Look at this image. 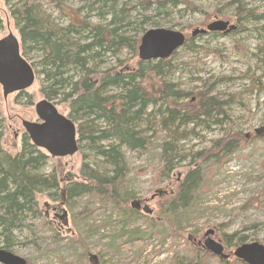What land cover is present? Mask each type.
<instances>
[{
    "label": "rangeland",
    "instance_id": "obj_1",
    "mask_svg": "<svg viewBox=\"0 0 264 264\" xmlns=\"http://www.w3.org/2000/svg\"><path fill=\"white\" fill-rule=\"evenodd\" d=\"M60 1L70 8L82 10L83 14L89 13L92 22L101 23L94 15L97 9H88L93 2L95 7L102 6L103 0ZM129 1L130 9L126 12L129 20H139L142 14H156L153 10L145 13L140 5L142 0H128V4ZM188 1L191 6L187 3L168 8L170 15L155 20H161L166 24L164 28L182 32L187 38L192 37L196 29L206 28L217 19L238 26L237 32L228 35L219 32L196 35L202 49L197 53L179 50L174 61L180 64L179 69L169 77V81L180 90L197 93L210 89L218 98L229 101L227 116H222L221 124L209 129L199 125L195 130L198 136L189 135L180 141L181 155L188 159L170 177L158 173L163 166L159 160V144L169 137L160 126H155L153 137L148 136L152 145L146 151H124L129 169L125 187L142 204L136 212L125 214L123 210L131 207V200L126 205H119L99 195L79 196L61 205L68 212V226H64L61 219L59 223H52L46 217L47 224L41 217H29L9 239L0 236V249L26 259L27 264H223L218 256L211 255L199 245L201 242L203 246L205 233L212 229V238L222 243L230 256L223 259L224 263L244 264L233 255L237 238L245 237V243L264 245V85L254 88V80L261 78L264 82V21L246 18L248 10L254 11L253 16H261L264 0ZM37 2L42 7L43 16L51 15L50 21L67 23L66 18L54 17L56 0ZM241 6L245 11L244 20L237 17ZM0 18L3 20L0 38L12 32L20 40L18 28L4 0H0ZM103 22L107 24L108 19ZM122 57H128L130 64L138 61L126 53ZM105 62L101 67L114 66L116 60L109 58ZM40 78L37 77L29 89L6 97L0 84V131L4 134L3 147L8 152L14 153L21 147L22 120L40 121L35 112V105L45 99L40 91ZM55 104L61 113L68 115L67 105L58 101ZM191 128L192 125L188 129ZM231 132L248 136L247 142L235 150L211 177L207 176L193 202L194 212L183 222L185 228L182 232L170 225L165 227L160 216L161 203L171 197L166 191L154 200L151 196L162 189L168 190L172 184L175 187L174 182H180L184 177L191 155ZM85 148H80L72 157L61 158L67 163L68 178H78L83 155L91 158L92 153ZM56 164L58 161L56 163L49 157L42 172H51ZM45 204L60 205V200H53L43 193L39 195V207L43 213ZM146 205L151 213L143 209ZM162 228L167 230L164 232ZM57 233L59 236L55 238ZM76 236L81 241L74 240ZM228 236H233L231 245L226 243ZM191 246L199 248L200 252Z\"/></svg>",
    "mask_w": 264,
    "mask_h": 264
},
{
    "label": "trees",
    "instance_id": "obj_2",
    "mask_svg": "<svg viewBox=\"0 0 264 264\" xmlns=\"http://www.w3.org/2000/svg\"><path fill=\"white\" fill-rule=\"evenodd\" d=\"M127 1L103 0L99 7L94 6L95 2L91 3L88 10L97 9L94 15L101 21L94 23L89 13L83 14L82 10L56 0L54 17L67 19L62 25L50 21L51 15L43 16L37 0H4L19 31L22 55L36 68L37 77H42V95L67 105L68 116L77 125L79 149L87 147L85 149L92 153L91 158L100 159L99 164L89 166L86 163L88 156L83 155L79 176L72 179L67 176V163L61 158L50 157L58 164L51 172L43 173L49 161L47 153L32 144L25 133L20 149L8 152L3 147L4 134L0 131V235L7 239L12 229L22 223L23 212L29 211L47 222L39 207V195L43 193L53 200H60V205H53L56 207L87 193L106 198L105 193L110 197L106 199L119 205L134 199L133 193L125 187L129 169L124 150L121 151L123 147L139 152L148 149L151 129L145 128L143 133L145 124L160 126L161 130L169 129L172 133L159 144V160L163 166L158 173L170 177L188 159L178 152L177 144L189 135L198 136L195 130L199 125L209 129L221 124L222 116H227L229 101L209 95V90L186 92L166 80L179 69L180 64L174 63L179 50L166 59L144 61L139 57L143 34L150 28L166 25L155 20L156 17L170 15L168 8L187 3L191 6V3L188 0H142L143 10H153L156 14H142L141 20L132 25L126 14L130 9V1L129 4ZM14 2L22 5L17 6ZM242 8L237 12L239 20L245 19ZM246 12V18H251L253 11ZM253 17L255 21H264V10L261 16ZM106 18L108 23L104 25ZM2 28L0 18V31ZM200 49L202 46L196 37H186L180 50L197 53ZM123 53L137 58L136 64H130L128 57L121 58ZM109 58L116 60L115 65L101 67ZM262 85L261 78L254 80V88ZM135 105L140 107L137 111ZM190 125L192 128L188 129ZM247 139L246 135L231 132L191 155L184 177L168 189L171 198L161 203L160 216L165 227L170 225L182 232L183 222L194 212L193 202L204 181ZM123 210L125 214L136 212L132 208ZM58 236L57 233L55 238ZM232 237H226L227 245L232 244ZM73 239L81 241L77 236ZM245 240V237L237 238L236 245ZM191 248L200 252L199 248ZM220 263L225 264L221 259Z\"/></svg>",
    "mask_w": 264,
    "mask_h": 264
},
{
    "label": "water",
    "instance_id": "obj_3",
    "mask_svg": "<svg viewBox=\"0 0 264 264\" xmlns=\"http://www.w3.org/2000/svg\"><path fill=\"white\" fill-rule=\"evenodd\" d=\"M235 25L229 21L215 20L207 29H196L192 36L206 34L211 31H223L225 34L235 30ZM185 43L182 32L152 28L143 35L139 48L141 60L150 61L166 59L180 49ZM36 80V73L32 65L22 56L20 41L10 32L0 39V84L5 97L14 92H21L30 88ZM35 111L40 121L23 120L22 125L31 142L38 148L46 150L53 158L72 156L78 151V139L75 123L61 114L56 106L46 99L35 105ZM161 193L157 191L156 194ZM155 194V195H156ZM153 195L152 198L155 196ZM133 208L140 207V201L131 203ZM144 210L152 211L146 205ZM64 226H68V212L63 210L60 215ZM214 230L205 233L204 248L222 259H227L224 246L211 236ZM234 256L246 264H264V245L258 242L244 243L233 252ZM1 264H27L26 259L5 249H0Z\"/></svg>",
    "mask_w": 264,
    "mask_h": 264
},
{
    "label": "bare ground",
    "instance_id": "obj_4",
    "mask_svg": "<svg viewBox=\"0 0 264 264\" xmlns=\"http://www.w3.org/2000/svg\"><path fill=\"white\" fill-rule=\"evenodd\" d=\"M17 6H21L22 4H20V3H18V2H14ZM248 11H251V10H248ZM253 11V10H252ZM144 12H146V11H144ZM254 12V11H253ZM253 15H255L254 13L251 15L250 14V17L252 16L253 17ZM249 16V15H248ZM134 20H129V22H132V25H133V22H136L137 20H138V18H133ZM139 20H141V17L139 18ZM130 27V26H129ZM238 31V27H237V29L235 30V32H237ZM234 32V33H235ZM240 32H241V30H240ZM170 77V76H169ZM169 77L168 78H166V80L167 81H169ZM209 90V95H212V96H216L217 94H215V93H211V90L210 89H208ZM220 101H223V99H220ZM140 107H139V105H135L134 106V109L137 111L138 109H139ZM147 112L148 113H150V111L149 110H147ZM155 119H156V117H155ZM158 120V119H157ZM155 125V124H154ZM144 129V131H142L143 133L146 131V129L145 128H150L151 130L148 132V136H150V138L151 137H153V135L156 133V127L155 126H153L152 124H145L144 125V127H143ZM140 132V131H139ZM142 132H140V133H142ZM165 132H167L168 133V135H172V133H171V131L169 130V129H166V131ZM152 140V139H151ZM151 140H149V142H150V144H151ZM182 141V140H181ZM152 145V144H151ZM87 148V147H86ZM125 149H127L126 147H123L122 148V151L121 152H123V150L125 151ZM177 150H178V152L179 153H181L182 151H181V149L180 148H178V144H177ZM134 151H137V150H134ZM124 153V152H123ZM86 163L89 165V166H94L95 164H99L100 163V159H98V158H90V159H87L86 160ZM86 195H94V193H87V194H84L83 196H86ZM106 198H110L108 195H106L105 193L103 194ZM78 197V196H77ZM76 198V197H75ZM135 201V198L134 199H131V203L132 202H134ZM23 214H24V217H23V221H22V223H20L19 225H24L26 222H27V219L29 218V217H31V218H33V217H36V216H34V215H32V213H30L29 211H26V212H23ZM38 218V217H37ZM17 229V226L16 227H14L13 229H12V233H11V235L9 236V238L13 235V231L14 230H16ZM0 236H2V235H0ZM8 238V239H9ZM11 244V243H10ZM6 245H7V240H6ZM239 261H241V260H239ZM241 262H243V261H241ZM244 263V262H243ZM244 264H246V263H244Z\"/></svg>",
    "mask_w": 264,
    "mask_h": 264
},
{
    "label": "flooded vegetation",
    "instance_id": "obj_5",
    "mask_svg": "<svg viewBox=\"0 0 264 264\" xmlns=\"http://www.w3.org/2000/svg\"><path fill=\"white\" fill-rule=\"evenodd\" d=\"M238 27V26H237ZM237 27H236V29H237ZM235 29V30H236ZM235 32V31H234ZM181 179V178H180ZM161 191V193H158V194H154L155 196L153 197V198H151L152 200H154L155 198H157V197H159V196H161L162 194H163V192H165V193H167L168 194V190H166V189H162V190H160ZM139 200V199H138ZM140 201V200H139ZM141 203H140V207H141ZM45 207H46V209L44 210V213H43V215H44V217L46 218H50V220L52 221V223H54V222H58L61 218H60V215L62 214V211H63V207H56V206H51V205H48V204H45ZM140 207H138L137 209H135V210H139V208ZM59 223V222H58ZM5 250H7V249H5Z\"/></svg>",
    "mask_w": 264,
    "mask_h": 264
}]
</instances>
